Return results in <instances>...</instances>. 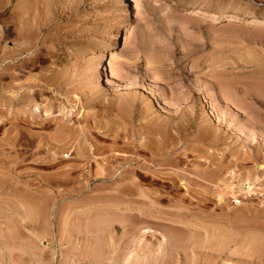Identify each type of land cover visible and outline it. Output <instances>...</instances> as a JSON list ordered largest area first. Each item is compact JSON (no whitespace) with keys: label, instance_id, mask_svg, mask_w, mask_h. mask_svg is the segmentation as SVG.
Masks as SVG:
<instances>
[{"label":"rangeland","instance_id":"obj_1","mask_svg":"<svg viewBox=\"0 0 264 264\" xmlns=\"http://www.w3.org/2000/svg\"><path fill=\"white\" fill-rule=\"evenodd\" d=\"M125 4L0 0V264H264V0Z\"/></svg>","mask_w":264,"mask_h":264},{"label":"bare ground","instance_id":"obj_2","mask_svg":"<svg viewBox=\"0 0 264 264\" xmlns=\"http://www.w3.org/2000/svg\"><path fill=\"white\" fill-rule=\"evenodd\" d=\"M122 3H123V5H124V10L126 11L127 10V7H125L126 6V4H125V0H120ZM8 9V8H7ZM25 8H22V7H20V8H16V9H12V16L13 17H15L16 19H17V21L21 24V27L22 28H24V29H26V27H25V24H26V18H25ZM127 12V11H126ZM204 13V12H203ZM213 16H214V18H218V17H221V16H219V15H217V14H212ZM224 16H226L227 17V19L230 21H232V20H234L235 18H237L238 17V15H236L235 13H233V12H230V13H227V14H224ZM223 17V16H222ZM10 18V17H9ZM10 19H12V18H10ZM13 21H14V19H13ZM13 21H11L12 23H15V22H13ZM32 22V21H31ZM8 23H10V21L8 22ZM34 24V23H33ZM19 27V26H18ZM28 33V32H27ZM32 33V32H31ZM23 34V33H22ZM19 36H21V35H19ZM18 36V37H19ZM26 36V35H25ZM29 36V35H28ZM20 38V37H19ZM30 39V38H29ZM18 41H19V39H18ZM27 41H28V38H27ZM32 43V42H31ZM32 45V44H31ZM4 47V46H3ZM6 47H8V50L5 52V54L6 55H8V57L9 58H11V59H13V55H14V53H16V52H18V51H21L22 49H21V47H19L18 49H16V48H10L9 46H6ZM25 49H26V47H25ZM4 50H6V49H4ZM3 50V51H4ZM28 50V49H27ZM3 55V54H2ZM111 55H113V53L111 52ZM2 57V56H1ZM113 57V56H112ZM111 57V58H112ZM7 58V57H6ZM101 58L102 57H100V60H101ZM2 59V58H1ZM18 59V58H17ZM3 60V59H2ZM17 62V61H16ZM12 63H10L9 65L8 64H6V65H4V67L2 68V70H0V72L1 71H3V70H6V69H9L10 70V72H9V70H7L9 73H7L8 74V80H16L17 78H19L18 76V74H17V72H16V69H19V73H20V69L22 68V66H19V67H16V65L14 66V64L13 65H11ZM16 64V63H15ZM21 64V63H20ZM24 64V63H23ZM107 64H109V63H107ZM107 64L105 65V67H104V69H103V71H106V66H107ZM25 68H26V66L25 65H23ZM111 68V67H110ZM23 71V70H22ZM6 74V72H3V74ZM2 73H0V80H1V76L3 75H1ZM21 74V73H20ZM4 76H6V75H4ZM36 79V78H35ZM39 81V80H38ZM1 82V81H0ZM32 81H29V83H31ZM109 82V81H108ZM34 83V82H33ZM37 83H39V82H36V84ZM12 85V84H11ZM24 85H26V84H24ZM23 85V86H24ZM28 85H30V84H27L26 86H28ZM39 86V85H38ZM28 87H30V86H28ZM40 87V86H39ZM22 88V86H18L17 87V90H19V89H21ZM25 88V87H24ZM32 88V87H31ZM38 88V87H37ZM29 90V89H28ZM37 90H39V89H37ZM29 92V91H28ZM39 92V91H38ZM17 93V92H16ZM20 93V92H19ZM23 93V92H22ZM21 93V94H22ZM24 94V93H23ZM20 95V94H19ZM20 96H22V95H20ZM29 96V95H28ZM23 97V96H22ZM113 99H111V100H109L108 101V103H109V105L112 107L113 106ZM15 127V126H14ZM14 127H12V129L14 128ZM19 129V128H18ZM17 129V130H18ZM15 134H17L16 133V131H15ZM22 134V133H21ZM18 135L20 136V131L18 130ZM164 136V135H163ZM17 138H19V137H17L16 135L14 136V135H12V136H10L8 139V141L9 142H11V146H13L14 144H15V142H17L16 140H17ZM118 138V137H117ZM116 138V139H117ZM120 140V139H119ZM126 141V140H125ZM129 141V140H128ZM111 142H114V141H111ZM85 143V142H84ZM132 143H134V142H132ZM86 144V143H85ZM9 145H10V143H9ZM132 145V144H131ZM137 145V144H136ZM159 145V144H158ZM126 146H128L127 144H126ZM133 146V145H132ZM144 146V145H143ZM160 146V145H159ZM93 147V146H92ZM114 147V146H113ZM118 147H119V145H118ZM141 147V146H140ZM160 147H162V146H160ZM13 148V147H12ZM98 148H100V147H98ZM98 148H96V150L98 149ZM109 148H110V146H109ZM120 148H121V146H120ZM123 148L125 149V147L123 146ZM154 148V147H153ZM152 147L150 148V149H153ZM159 148V147H158ZM106 149V148H105ZM127 149H129V148H126V150ZM164 149V148H163ZM107 150V149H106ZM117 150V149H116ZM133 150H135V149H133ZM138 150V149H137ZM142 150V149H141ZM161 150V149H160ZM159 150V151H160ZM165 150V149H164ZM82 151V150H81ZM84 151H85V149H84ZM88 151V150H87ZM91 151H93V150H91ZM95 151V150H94ZM93 151V152H94ZM125 151V150H124ZM123 151V152H124ZM136 151V150H135ZM146 151H147V149H146ZM158 151V150H157ZM100 152V151H99ZM129 152V151H128ZM130 152H131V150H130ZM134 152V151H133ZM136 152H138V151H136ZM149 152H153V150L152 151H149ZM86 153V152H85ZM154 153V152H153ZM83 154H84V152H83ZM87 154V153H86ZM127 154V153H126ZM135 154V153H134ZM159 154V153H158ZM81 155V154H80ZM116 155V154H115ZM161 155H162V151H161ZM86 156V155H85ZM85 156H84V158H85ZM117 156V155H116ZM121 156V155H120ZM128 156V155H127ZM131 156V155H130ZM129 156V157H130ZM154 156V155H153ZM82 157H83V155H82ZM125 157V156H124ZM136 157V156H135ZM88 158V157H87ZM154 158V157H153ZM152 158V159H153ZM156 159V158H155ZM132 160H134V158L133 157H130V158H127V157H125L124 158V161H126V162H130L131 163V161ZM137 161V160H136ZM152 161V160H151ZM133 162V161H132ZM138 162V161H137ZM120 163V162H119ZM141 163H144V162H141ZM119 165V164H118ZM130 167V166H129ZM139 167H141V166H139ZM147 167V166H146ZM132 168V167H131ZM131 168L129 169V168H127L126 167V169H124L123 171H122V173H120V175L118 176V177H116L115 179H114V181H116L117 182V180H124L127 176H129V173L130 172H132V170H131ZM145 168V167H144ZM154 168V167H153ZM156 168H154V170H155ZM158 169V168H157ZM143 170V169H142ZM67 171V170H66ZM106 171V170H105ZM109 171V170H108ZM134 171V170H133ZM153 171V170H152ZM156 171V170H155ZM157 172V171H156ZM136 173V172H135ZM152 173V172H151ZM107 174V173H106ZM110 173H108V175H109ZM119 174V173H118ZM134 174V173H133ZM148 174V173H147ZM131 175V174H130ZM140 175V174H139ZM142 175V174H141ZM145 175V174H144ZM158 175V174H157ZM149 176V175H148ZM151 176V175H150ZM175 176V175H174ZM110 177H112V176H108V177H106L105 176V179H108V178H110ZM130 177V176H129ZM144 177V176H143ZM163 177H166L167 178V176H163ZM141 178V177H140ZM162 178V177H161ZM168 178H169V176H168ZM167 178V179H168ZM173 178V177H172ZM165 179V178H164ZM166 179V180H167ZM171 179V178H170ZM173 180V179H172ZM113 181V180H112ZM120 182V181H119ZM174 183H176V182H174ZM174 183H172V184H174ZM124 186V185H123ZM126 188H121L122 190H119V191H122V192H126V191H128V193L130 194V192H135V191H139L140 193L141 192H144L143 191V189L140 187V184L139 183H135V184H133V186H125ZM173 187H175V186H173ZM250 188V187H249ZM118 190V189H117ZM148 190V189H147ZM124 192V193H125ZM133 195V194H132ZM139 195V194H138ZM140 211V210H139ZM140 213H142V212H140ZM146 214V213H145ZM143 215V214H142ZM147 216V215H146ZM126 222H128V221H126ZM125 223V222H124ZM128 224H129V222H128ZM148 231V228H144L143 230H142V232L143 233H146ZM164 238V237H163ZM165 239V238H164ZM163 239V240H164Z\"/></svg>","mask_w":264,"mask_h":264}]
</instances>
